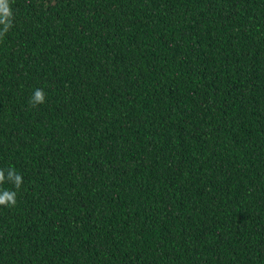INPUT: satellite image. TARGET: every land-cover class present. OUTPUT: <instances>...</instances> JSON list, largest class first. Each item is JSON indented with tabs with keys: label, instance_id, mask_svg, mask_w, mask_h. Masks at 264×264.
<instances>
[{
	"label": "trees",
	"instance_id": "trees-1",
	"mask_svg": "<svg viewBox=\"0 0 264 264\" xmlns=\"http://www.w3.org/2000/svg\"><path fill=\"white\" fill-rule=\"evenodd\" d=\"M9 5L0 264H264V0Z\"/></svg>",
	"mask_w": 264,
	"mask_h": 264
},
{
	"label": "clouds",
	"instance_id": "clouds-1",
	"mask_svg": "<svg viewBox=\"0 0 264 264\" xmlns=\"http://www.w3.org/2000/svg\"><path fill=\"white\" fill-rule=\"evenodd\" d=\"M0 37H3L13 26V12L9 5V0H0ZM46 95L43 89H34L32 96L29 98V103L36 106L44 103ZM5 182L13 185L14 189L19 190L22 185L23 178L21 174L13 168L2 169L0 168V186ZM0 206L12 207L16 204V191L4 189L0 187Z\"/></svg>",
	"mask_w": 264,
	"mask_h": 264
}]
</instances>
